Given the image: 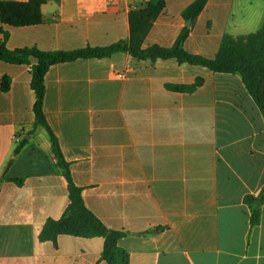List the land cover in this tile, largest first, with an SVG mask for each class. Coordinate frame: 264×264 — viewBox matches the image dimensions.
Listing matches in <instances>:
<instances>
[{
  "label": "crops",
  "instance_id": "1",
  "mask_svg": "<svg viewBox=\"0 0 264 264\" xmlns=\"http://www.w3.org/2000/svg\"><path fill=\"white\" fill-rule=\"evenodd\" d=\"M148 1L47 0L40 23L3 25L6 46H106L129 38L130 10ZM192 1L165 0L144 46L171 45ZM262 23L264 0H208L184 48L213 57L225 33ZM34 62L0 60V264H107L102 236L39 238L69 196L46 131L32 127ZM196 77L190 92L166 87ZM44 81V113L72 179L108 228L126 232L117 243L126 264H264V118L239 74L116 51L52 64ZM245 195L260 210L253 225Z\"/></svg>",
  "mask_w": 264,
  "mask_h": 264
},
{
  "label": "trees",
  "instance_id": "2",
  "mask_svg": "<svg viewBox=\"0 0 264 264\" xmlns=\"http://www.w3.org/2000/svg\"><path fill=\"white\" fill-rule=\"evenodd\" d=\"M47 0H0V60L22 64L35 59L30 69V87L34 92L33 103L34 122L33 129L43 128L50 140L56 164L62 170L67 180L69 203L59 218H47L40 233V240L56 241L60 234L104 238L101 258L107 264H126L128 254L118 246V239L126 235L122 230L108 228L84 203L82 189L72 179L70 163L65 159L58 138L49 125L43 109L45 95L44 76L50 65L71 61L77 58L104 57L116 51H127L138 59L175 58L178 62L202 65L214 72L239 74L242 82L252 96L264 118V23L256 30L233 35L225 33L222 36L218 50L213 57L187 51L184 41L196 17L202 11L208 0H193L183 10L182 17L191 23L182 28L171 45L152 43L143 44L146 34L165 7V0H149L138 9L129 12L130 36L106 46H84L71 50H40L36 47H18L10 49L6 46L8 37L7 26H23L37 24L42 21L41 5ZM202 83L201 77H196L192 83H166L172 91L190 92ZM9 89V77L4 75L1 80V90ZM26 139L18 141L15 152H18ZM18 183L21 178L13 177ZM256 197L245 195L244 201L251 207L250 223L260 221V210L255 206Z\"/></svg>",
  "mask_w": 264,
  "mask_h": 264
},
{
  "label": "water",
  "instance_id": "3",
  "mask_svg": "<svg viewBox=\"0 0 264 264\" xmlns=\"http://www.w3.org/2000/svg\"><path fill=\"white\" fill-rule=\"evenodd\" d=\"M191 23V20L190 19H187L186 20V22H185V24L186 25H189ZM43 132H45V130L43 129V128H40Z\"/></svg>",
  "mask_w": 264,
  "mask_h": 264
}]
</instances>
